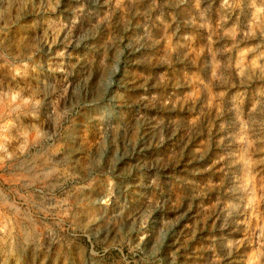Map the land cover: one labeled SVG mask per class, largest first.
Here are the masks:
<instances>
[{"label": "rangeland", "instance_id": "obj_1", "mask_svg": "<svg viewBox=\"0 0 264 264\" xmlns=\"http://www.w3.org/2000/svg\"><path fill=\"white\" fill-rule=\"evenodd\" d=\"M0 264H264V0H0Z\"/></svg>", "mask_w": 264, "mask_h": 264}]
</instances>
